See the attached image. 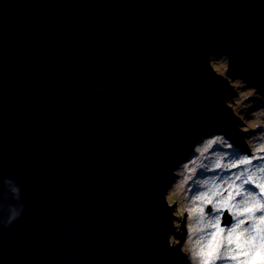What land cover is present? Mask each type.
I'll return each instance as SVG.
<instances>
[{
  "label": "water",
  "instance_id": "obj_1",
  "mask_svg": "<svg viewBox=\"0 0 264 264\" xmlns=\"http://www.w3.org/2000/svg\"><path fill=\"white\" fill-rule=\"evenodd\" d=\"M217 51L264 79V0H0V191L25 205L0 264H175L162 194L229 122Z\"/></svg>",
  "mask_w": 264,
  "mask_h": 264
},
{
  "label": "clouds",
  "instance_id": "obj_2",
  "mask_svg": "<svg viewBox=\"0 0 264 264\" xmlns=\"http://www.w3.org/2000/svg\"><path fill=\"white\" fill-rule=\"evenodd\" d=\"M232 57L209 53L207 64H223V79L235 95L223 99L233 136L223 126L198 129L185 137L162 194L170 223L166 248L175 264H264V92L229 74ZM103 91L104 89H100ZM117 91H119L117 89ZM248 96L239 103L237 93ZM260 101L254 107V101ZM164 167L168 166L165 154ZM0 228L8 229L25 212L20 183L2 178ZM176 193V204L165 199Z\"/></svg>",
  "mask_w": 264,
  "mask_h": 264
},
{
  "label": "rangeland",
  "instance_id": "obj_3",
  "mask_svg": "<svg viewBox=\"0 0 264 264\" xmlns=\"http://www.w3.org/2000/svg\"><path fill=\"white\" fill-rule=\"evenodd\" d=\"M222 52H224V51H217L216 53H222ZM227 53L232 57V62H231L229 74L230 75L235 74V75L241 76L242 78H244L245 80H247L249 82L250 86H257L261 92H264V80H262L258 76H255L253 73L248 72L244 68V66L247 65L245 58L242 56H239L235 53H230V52H227ZM213 68H214L215 72L217 73V75L220 76L221 78H224L227 76L226 67L222 63L221 64L213 63ZM221 80L223 81V84L225 87H224V89H222L220 91L217 98L221 99L222 103H223L224 98L231 97V96L235 95V93L227 85L226 81H224L223 79H221ZM247 96H248L247 92L237 93L238 100L236 102H234L233 106H235L236 103L243 101ZM260 103H261L260 101L255 100L254 101V107L259 106ZM223 106H224V104H223ZM224 108H225L226 114L228 116L229 123H222V124L216 125V126L211 127V128H215L217 126H223L233 136H238L239 134L234 131L233 126H232L234 117H232L229 109H227L225 106H224ZM167 201L170 205L175 206V204H176V193L170 191V193L167 197Z\"/></svg>",
  "mask_w": 264,
  "mask_h": 264
},
{
  "label": "bare ground",
  "instance_id": "obj_4",
  "mask_svg": "<svg viewBox=\"0 0 264 264\" xmlns=\"http://www.w3.org/2000/svg\"><path fill=\"white\" fill-rule=\"evenodd\" d=\"M168 194L166 193V200H167Z\"/></svg>",
  "mask_w": 264,
  "mask_h": 264
}]
</instances>
